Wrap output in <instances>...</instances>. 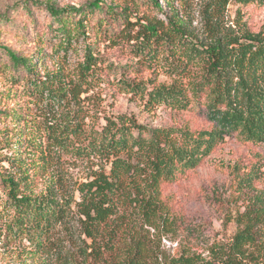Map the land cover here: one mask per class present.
I'll return each mask as SVG.
<instances>
[{"label": "trees", "instance_id": "obj_1", "mask_svg": "<svg viewBox=\"0 0 264 264\" xmlns=\"http://www.w3.org/2000/svg\"><path fill=\"white\" fill-rule=\"evenodd\" d=\"M231 1L211 3L215 17L210 20V42L191 34L160 0H90L69 6L53 0H26L15 4L33 25L40 21L36 15L44 14L51 45L58 50L67 53L74 41L84 38L81 60L56 73L40 72V57L36 62L0 42L13 78L23 83L35 102L52 106L51 111L61 104L68 108L80 105L83 93L98 88L129 94L147 109L198 111L208 125L198 130L152 126L133 114L120 113L104 116V123L96 126L86 120L94 119L93 110L99 111L92 96L71 118L47 117L46 144L34 149L39 155H44L43 148L48 151L50 156L43 163L62 153L77 161H96L99 167L72 190L51 182L39 193L31 186L42 173L30 172V166L20 163L22 159L12 164L13 170L1 171L0 186L14 210L6 222L9 235L25 236L35 247H44L56 225L76 210L83 233L96 249L105 233L118 235L126 230L118 222L112 225L122 208L124 213L130 208L141 212L151 223L161 207V185L198 167L227 136L264 143V32L246 29L239 34L212 22ZM239 1L264 6V0ZM3 21L11 22L8 13L0 15ZM99 44L117 49L126 61L113 62L101 54ZM194 65L202 66L204 76L192 83L191 94L175 81L168 84L157 79L160 71L186 76ZM237 223L233 238L213 244L207 256L184 250L166 257L164 264H264V198L256 197L247 205ZM131 245L126 264H150V248L135 236Z\"/></svg>", "mask_w": 264, "mask_h": 264}, {"label": "rangeland", "instance_id": "obj_2", "mask_svg": "<svg viewBox=\"0 0 264 264\" xmlns=\"http://www.w3.org/2000/svg\"><path fill=\"white\" fill-rule=\"evenodd\" d=\"M25 1L0 0V15L8 13L11 17L9 23L0 22V42L33 57L36 62L40 57L38 69L42 73H56L63 68L67 70L68 65L75 66L84 53V38L74 41L67 53L53 47L44 14L36 15L40 21L33 25L22 8L15 9V4ZM53 1L59 6H69L82 5L90 0ZM213 1L174 0L170 3L160 0L169 15L178 17L191 34L207 42L213 38L210 22L215 17L210 9ZM144 11L154 13L149 9ZM216 21L239 34L246 29L264 32V6L233 0L219 19L212 20ZM97 47L101 54L117 64L126 61L117 49L104 47V44ZM62 75L63 71L59 78ZM203 76L202 66L194 65L186 76H170L160 71L157 79L168 84L175 81L184 85L191 94L190 86L201 81ZM146 77L149 78L148 73ZM87 96H92L91 100L99 111L93 110L94 119L86 120L96 126L104 123V116L120 113L133 114L140 122L152 126L198 130L208 125L198 111L164 107L147 109L139 99L129 94H114L98 88L83 93L80 105L73 103L68 109L61 104L51 111L52 106L35 102L23 83L15 81L5 54L0 50V172L13 170L12 164L22 159L20 163L30 166V172L42 173L31 186L35 193L45 190L51 182L72 190L77 183L87 181L89 174L99 167L96 161H77L61 153L56 160L51 159L46 164L43 162L46 156H50L48 151L43 148L44 155L34 151L37 144H46V118L57 116L63 120L66 115L68 118L77 115L78 107L87 104ZM44 167L45 171L42 170ZM256 197L264 198V143L245 142L235 136H227L198 167L186 171L174 182L161 185V207L151 223L141 212L130 208L124 213L125 208H122L120 218L115 219L112 225L118 222L126 230L118 235L105 233L94 249L74 210V214L56 225L50 239L45 241L46 245L37 248L27 237L11 236L5 229L14 210L8 207L6 194L0 186V264H126L129 257L127 249L132 246L133 236L150 248V264H164L166 257L176 256L184 250L207 256L213 244L227 243L233 238L238 229V214Z\"/></svg>", "mask_w": 264, "mask_h": 264}]
</instances>
